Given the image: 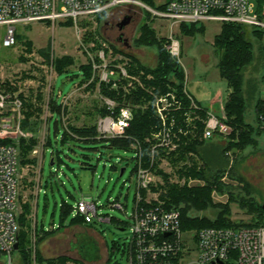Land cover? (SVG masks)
I'll return each mask as SVG.
<instances>
[{"label":"rangeland","instance_id":"374dc122","mask_svg":"<svg viewBox=\"0 0 264 264\" xmlns=\"http://www.w3.org/2000/svg\"><path fill=\"white\" fill-rule=\"evenodd\" d=\"M165 1L153 0L154 6ZM121 7L110 9L102 19L83 20L78 25L71 20L17 25L16 44L11 47L0 45V83L9 82L16 88L15 92L21 94L23 105L16 112L15 121L21 125L25 122L27 127H21L31 134V138L15 134L4 138L21 150L17 166L19 212L24 216V227L30 239L31 262L49 263L65 256L68 259L66 263L97 264L108 255L111 264H127L137 194L136 149L141 148V144L135 142L129 149H122L111 148L101 141L67 138L62 142L64 129L68 131L71 126L97 127L109 104L104 89L120 91L124 87L127 92L134 86L130 84L137 78L133 79L127 73V63H133L137 68L141 65L145 69L155 68L158 64L156 46L140 45L134 40L143 24L154 28L158 37L166 38L168 24L147 15L144 9L145 13L141 15ZM125 15L131 16L130 23L123 30L124 36L129 38V46L117 42L119 31L111 25L112 21L122 20ZM107 20L110 22H105ZM222 24L220 21H205V32L196 35H185L180 32V27L177 31L181 43L177 60L185 72L182 92L190 100L187 108L183 110L182 102L179 110H183L182 117L187 127L196 130V122L203 124L200 141L207 140L203 131L208 109L219 112L222 105L228 121L226 101L230 88L220 76L217 66L220 55L213 46ZM243 28L253 43V60L243 69L246 118L257 126L255 105L259 98L264 99V32H253L249 25H243ZM63 57L71 62L63 67L64 72L56 67L57 60ZM145 71L141 70V74L145 75ZM150 76L146 75L148 79ZM138 84L142 86L140 81ZM185 90L198 102L191 99ZM53 98L66 110L61 115L56 134L54 123L58 116L53 117L50 108ZM170 100L174 97L171 96ZM155 102L148 101L143 108L148 104L154 107ZM9 108L11 105L8 104L1 109L3 116L10 115ZM200 112H204V116ZM151 139L157 144L154 135ZM257 140L255 146L236 147L228 143L220 158L213 145H207L210 164L205 180L181 177L178 173L185 166H203L198 155L190 153L187 155L189 158L183 160L177 158V153L172 154L178 145L174 148L158 146L162 154L151 174V191L146 193L162 200L160 194L166 181L179 186H203L217 175L212 192L213 204L216 205L199 214L214 217L220 211L217 206L222 205L229 208V216L233 220L252 222L256 217L243 204L254 202L264 206V131L258 134ZM122 168L125 170L121 175ZM82 200L96 203L97 212L84 215L83 223L71 225L78 215L77 205ZM117 203H121L124 210L117 207ZM67 208L71 211L65 214L64 209ZM108 217L113 221L106 220ZM117 221L126 223V227L118 226ZM20 228L22 230V225ZM18 254L16 250L15 257Z\"/></svg>","mask_w":264,"mask_h":264},{"label":"built area","instance_id":"2783aa9c","mask_svg":"<svg viewBox=\"0 0 264 264\" xmlns=\"http://www.w3.org/2000/svg\"><path fill=\"white\" fill-rule=\"evenodd\" d=\"M162 4H165V8L161 9L159 5ZM159 5L154 6L144 0H0V45L11 47L16 44L17 25L67 20L78 25L83 20H97L102 13L120 6L141 15L145 13L144 9L152 18L166 22L169 34L166 36L165 46L175 59L181 53L177 31L182 23L220 21L249 25L253 29L264 31V4L260 6L257 0H167ZM171 96L174 100H170ZM8 104L11 105L10 115L3 116L1 109ZM22 105L19 94L12 92L1 82L0 140L9 134L31 138L30 132L21 127V122L15 121L16 112ZM116 106L115 101L109 99L107 107L111 113L99 120V135L115 137L126 133L133 118L132 108L122 106L115 113ZM154 108L162 122V128L154 134L156 146L174 148L178 145V136L172 131L173 113L181 108V102L175 94L169 93L157 97ZM219 109V112L207 110L203 131V137L207 140L228 136L232 131L222 105ZM195 117L194 113L193 118ZM257 126L264 130L263 115H260ZM180 132L184 133L182 129ZM156 146L153 147V152ZM136 152L137 194L130 226L127 264H264V224L183 229L178 208H168L159 196H148L146 193L151 191L149 185L152 171L142 165L141 148L136 149ZM18 163L17 145L14 142H0V264H22L21 256L15 257V245L19 244L20 231ZM116 206L124 210L121 203ZM77 207L81 215L88 216L91 212H97L94 202L82 200ZM106 220L109 221L110 218ZM110 260V256L105 255L97 264H111ZM31 264L50 263L34 260Z\"/></svg>","mask_w":264,"mask_h":264},{"label":"trees","instance_id":"16d2710c","mask_svg":"<svg viewBox=\"0 0 264 264\" xmlns=\"http://www.w3.org/2000/svg\"><path fill=\"white\" fill-rule=\"evenodd\" d=\"M147 3L154 5L153 0H145ZM258 4L262 6L264 0H257ZM159 8H165V4L159 5ZM107 12L102 13L97 19H102ZM253 32H264L263 30L253 29ZM180 32L185 35H196L205 32V27L203 24L182 23L180 25ZM257 33H255L256 36ZM18 38V35H17ZM135 43L145 46H156L158 53V64L155 68H146L141 65L137 66L127 63L125 68L127 73L135 79L130 85L135 87H130L126 92L124 87L120 91L113 89L106 91L104 93L109 97V99L115 101L117 106L115 107V113H118L122 106H129L132 108L133 118L130 121V125L126 130V133L121 136L106 137L99 135L96 126H83L76 127L71 126L67 130L64 129V134L62 136V142L67 138L82 139L84 141L92 142H106L111 148H122L129 149L130 146L139 142L141 144V154H142V164L146 169L151 171L156 170L157 159L162 154V150L155 147L154 152L153 147L156 141L151 139V136L157 133L162 128V122L156 114L154 107L148 104L147 107L145 103L148 101H155L157 97L167 95L171 92L178 97V100L183 102V110L190 104V100L183 94V77L185 75L184 69L177 59L172 57L170 53L165 49L166 38L158 37L154 28L147 24H143L140 27L139 36L134 40ZM213 46L215 51L219 53L220 58L218 61V69L220 76L225 79L230 88V92L226 101V112L228 115V123L232 127V131L228 136L224 137H214L206 141L199 140V133L202 130L203 124L198 121L196 122V130L193 127H187L186 122L183 120L182 112L183 110H178L173 113L174 125L172 131L177 134L178 140L176 138V143L178 144L177 150L172 152V154L177 153V158L187 159V155L190 153L196 154L203 160V166L198 168L196 164L189 167H184L179 170L181 177L187 178H206V169L209 163V152L206 148L207 145L211 144L219 152L218 158L224 155L225 146L229 143H233L237 146H255L258 144L257 136L264 130L254 126L247 121L246 110L247 101L244 96V77L243 69L252 62L253 60V43L246 36V31L243 25L236 23H223L219 34L215 35ZM67 57H63L57 60L56 67L58 70H62L71 62H68ZM137 64L139 62L135 60ZM145 71V75L141 74V70ZM120 69H117L119 71ZM62 72H64L62 70ZM61 73V72H60ZM146 75H151V78H147ZM264 79V76H263ZM113 83L115 80L112 79ZM142 84L139 85L138 83ZM127 84V81H124ZM4 86L9 87V89L14 92L16 91L9 82L4 83ZM170 87H172L170 89ZM148 89L150 91H148ZM174 90V91H172ZM21 94H19L20 96ZM23 102V98L20 96ZM50 108L52 110V116L57 115L55 120V134L59 131V125L61 123V115L66 111L65 107L62 106L55 98L51 100ZM257 123L260 119V115L264 117V99L259 98L255 105ZM111 110L108 107L105 108V115L110 114ZM185 113V112H184ZM204 116V112H200ZM22 127L25 129L27 127L25 122H22ZM180 129L185 132H180ZM192 130V134H191ZM190 133V134H188ZM149 139V140H148ZM234 139V140H232ZM0 142H12L9 140H0ZM205 144V145H204ZM228 144V145H229ZM18 147V146H17ZM19 150V157H21V150ZM209 155V156H208ZM213 156V155H212ZM176 158V157H175ZM138 168V166H137ZM136 168V170H137ZM217 175H215V179ZM208 181L209 185L203 186H188L187 184L178 185L170 183L167 181L164 191L161 192L160 198L165 201V205L168 208H178L181 213V226L183 229H200L203 227H230V226H259L264 224V206L258 205L254 202H249L243 204V207L247 208V211L255 215V220L252 222L236 221L230 216V210L226 206L218 205L220 211L214 216L209 217L205 214H199L200 211H205L208 207H214L212 200L213 185L216 180ZM64 213L67 214L71 210L64 209ZM84 215L78 214L75 216L71 222L83 223ZM22 214L19 215V223L22 225V230L20 228L19 232V255L21 256V262L24 264H31L30 253H29V235L28 231L25 229V219ZM113 221V218L111 219ZM117 225L120 227H126V223L117 221ZM36 231H38L37 227ZM45 231V230H43ZM67 257L60 256L57 259L50 260V264L60 263L65 264ZM43 263V262H42Z\"/></svg>","mask_w":264,"mask_h":264},{"label":"flooded vegetation","instance_id":"af4514ba","mask_svg":"<svg viewBox=\"0 0 264 264\" xmlns=\"http://www.w3.org/2000/svg\"><path fill=\"white\" fill-rule=\"evenodd\" d=\"M105 22L109 23L110 21L108 22V20H107ZM120 22H121V20H114L111 23L112 27L116 28L119 31V36L117 37L116 40H117V42H121V43H124V45L129 46V38L124 36V33H123L124 29L120 30V28H119V23Z\"/></svg>","mask_w":264,"mask_h":264},{"label":"water","instance_id":"95a60500","mask_svg":"<svg viewBox=\"0 0 264 264\" xmlns=\"http://www.w3.org/2000/svg\"><path fill=\"white\" fill-rule=\"evenodd\" d=\"M130 21H131V16L130 15H125L124 16V18L121 20V22L119 23V28H120V30H122V29H124V27L127 25V24H129L130 23ZM124 168H122V170H121V175L124 173ZM111 239H113V236L112 235H110L109 236ZM18 247H19V244L17 243L16 245H15V248L16 249H18ZM72 249H75L74 248V245H72ZM79 252L80 253H83L82 252V248H79Z\"/></svg>","mask_w":264,"mask_h":264},{"label":"bare ground","instance_id":"6f19581e","mask_svg":"<svg viewBox=\"0 0 264 264\" xmlns=\"http://www.w3.org/2000/svg\"><path fill=\"white\" fill-rule=\"evenodd\" d=\"M77 209V214H81V213H79L78 212V207L76 208ZM110 218V220L109 221H111V219H112V217H109ZM18 223H19V215H18ZM20 224V223H19ZM20 232V231H19ZM16 249V248H15ZM19 249V248H18ZM18 249H16L17 251H18ZM19 252V251H18ZM19 255V254H18ZM22 264H24V263H22Z\"/></svg>","mask_w":264,"mask_h":264},{"label":"crops","instance_id":"0c3cea01","mask_svg":"<svg viewBox=\"0 0 264 264\" xmlns=\"http://www.w3.org/2000/svg\"><path fill=\"white\" fill-rule=\"evenodd\" d=\"M190 95H191V94H190ZM191 97H192L196 102H198V101L196 100V98H195L193 95H191ZM213 101H214V100H213ZM213 101H212V102H213ZM212 102H211V103H212Z\"/></svg>","mask_w":264,"mask_h":264}]
</instances>
